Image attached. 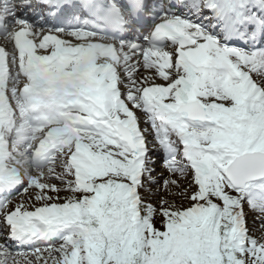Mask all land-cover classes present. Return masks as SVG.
Returning a JSON list of instances; mask_svg holds the SVG:
<instances>
[{"label":"snow or ice","instance_id":"1","mask_svg":"<svg viewBox=\"0 0 264 264\" xmlns=\"http://www.w3.org/2000/svg\"><path fill=\"white\" fill-rule=\"evenodd\" d=\"M0 264H264V0H0Z\"/></svg>","mask_w":264,"mask_h":264}]
</instances>
